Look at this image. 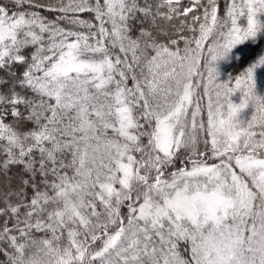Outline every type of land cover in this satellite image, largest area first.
Instances as JSON below:
<instances>
[{
    "label": "snow or ice",
    "instance_id": "snow-or-ice-1",
    "mask_svg": "<svg viewBox=\"0 0 264 264\" xmlns=\"http://www.w3.org/2000/svg\"><path fill=\"white\" fill-rule=\"evenodd\" d=\"M262 50L264 0H0V264H264Z\"/></svg>",
    "mask_w": 264,
    "mask_h": 264
},
{
    "label": "trees",
    "instance_id": "trees-1",
    "mask_svg": "<svg viewBox=\"0 0 264 264\" xmlns=\"http://www.w3.org/2000/svg\"><path fill=\"white\" fill-rule=\"evenodd\" d=\"M262 51H264V50H262ZM251 62H254V61H250L249 63H251ZM216 65H217L218 71L220 72L219 79H221V80L228 79L229 76H234V75L238 74L239 72L243 71L245 67L248 66L247 64H245V65L241 66L240 68L233 67V60H232L231 54H229V56H227L223 59H219L216 62ZM255 81H256V87H255L256 93L258 95L264 97V65L256 68V70H255ZM234 98L236 100H240L239 91L232 95L231 99H234ZM246 109H248L250 111V114L248 116V118L250 119L254 109L252 108L251 105H248L246 107ZM244 184L246 185V188L248 189V191L251 193V196H252L250 201L246 204L247 205L246 208L249 211L256 212V213H258L261 210H264V188L261 187L260 185H258L256 180L244 182ZM229 222H231V221H229ZM249 225H251V220H249ZM250 237H251L250 232L246 233L244 236V239H245L244 256L245 257L251 256V253L246 250L248 247L247 241L250 239ZM254 247L258 248V249H264V238L257 239L254 242Z\"/></svg>",
    "mask_w": 264,
    "mask_h": 264
},
{
    "label": "rangeland",
    "instance_id": "rangeland-1",
    "mask_svg": "<svg viewBox=\"0 0 264 264\" xmlns=\"http://www.w3.org/2000/svg\"><path fill=\"white\" fill-rule=\"evenodd\" d=\"M234 103H239L240 100H236L235 98L232 99ZM250 114V111L248 109H243L240 113V118L242 120H247L249 119L248 116ZM257 184L260 185L261 187L264 188V177H257L256 179ZM233 196L237 199L240 200L242 199L244 202V205L247 206L246 204L250 201V199L252 198L251 193L248 191V189L246 188V185L243 183L238 191L233 193Z\"/></svg>",
    "mask_w": 264,
    "mask_h": 264
}]
</instances>
